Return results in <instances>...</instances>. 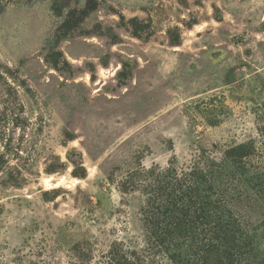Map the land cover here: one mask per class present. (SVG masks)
<instances>
[{
  "label": "rangeland",
  "instance_id": "rangeland-1",
  "mask_svg": "<svg viewBox=\"0 0 264 264\" xmlns=\"http://www.w3.org/2000/svg\"><path fill=\"white\" fill-rule=\"evenodd\" d=\"M262 105L264 0H0V264L96 263L139 233L121 179L258 138Z\"/></svg>",
  "mask_w": 264,
  "mask_h": 264
},
{
  "label": "trees",
  "instance_id": "trees-1",
  "mask_svg": "<svg viewBox=\"0 0 264 264\" xmlns=\"http://www.w3.org/2000/svg\"><path fill=\"white\" fill-rule=\"evenodd\" d=\"M254 114L258 138L219 154L197 139L188 162L173 157L164 168L140 166L121 179L120 213L127 214L129 193L141 198L134 223L139 233L115 237L94 264H264L252 233L253 214L264 226V105ZM81 171L74 176L85 179ZM9 177L17 184L18 177ZM78 257L93 264L92 244Z\"/></svg>",
  "mask_w": 264,
  "mask_h": 264
},
{
  "label": "bare ground",
  "instance_id": "bare-ground-1",
  "mask_svg": "<svg viewBox=\"0 0 264 264\" xmlns=\"http://www.w3.org/2000/svg\"><path fill=\"white\" fill-rule=\"evenodd\" d=\"M63 180V179H62ZM52 181V178L50 177V178H48V179H46V182L47 183H50Z\"/></svg>",
  "mask_w": 264,
  "mask_h": 264
}]
</instances>
